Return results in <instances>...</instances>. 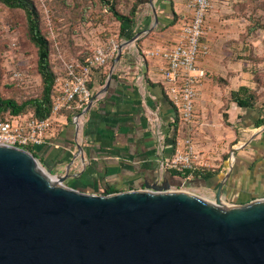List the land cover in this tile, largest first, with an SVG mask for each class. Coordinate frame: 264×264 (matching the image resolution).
<instances>
[{"label":"crops","instance_id":"1","mask_svg":"<svg viewBox=\"0 0 264 264\" xmlns=\"http://www.w3.org/2000/svg\"><path fill=\"white\" fill-rule=\"evenodd\" d=\"M169 2L176 20L164 27L172 14L162 5ZM152 10L142 18L139 36L128 33L119 59L116 54L107 65L92 70V100L78 125L62 112L52 143L35 147L37 159L55 174L64 173L70 162L74 176L64 183L86 192L139 188L145 181L167 180L173 186L181 181L170 175L164 161L171 155V128L177 123L176 133L193 138L198 162L186 183L205 189L211 199L223 183L222 198L231 203L264 197V122L256 126L264 117V102L238 106L231 94L247 84L244 73L219 83L216 73L227 72L230 64L213 63L199 54L197 66L206 75L197 85L193 120L176 122V110L161 85L162 61L145 51L173 44L190 10L187 0H155ZM160 136L165 138L163 150ZM206 172L212 175H194Z\"/></svg>","mask_w":264,"mask_h":264},{"label":"water","instance_id":"2","mask_svg":"<svg viewBox=\"0 0 264 264\" xmlns=\"http://www.w3.org/2000/svg\"><path fill=\"white\" fill-rule=\"evenodd\" d=\"M70 166L52 175L0 143V264H264V197L226 202L219 183L207 199L167 180L86 192L64 183Z\"/></svg>","mask_w":264,"mask_h":264},{"label":"rangeland","instance_id":"3","mask_svg":"<svg viewBox=\"0 0 264 264\" xmlns=\"http://www.w3.org/2000/svg\"><path fill=\"white\" fill-rule=\"evenodd\" d=\"M31 1L37 10L40 30L48 40L49 65L60 75L65 61L82 62L94 46L106 45L111 40L120 46L128 39V33L142 30V18L153 14L155 0H108L121 14L127 15L133 6L137 9L133 23L123 35L119 33V21L100 0ZM200 43V55L213 63L231 66L223 74L216 73L219 83H226L233 75L243 72L242 79L247 82L243 86L256 101L264 102V0H211ZM13 70L19 73L17 78ZM41 90L37 48L30 40L25 12L0 2V94L21 103L40 97ZM177 179L181 182L171 185L172 189L211 199L205 189Z\"/></svg>","mask_w":264,"mask_h":264},{"label":"built area","instance_id":"4","mask_svg":"<svg viewBox=\"0 0 264 264\" xmlns=\"http://www.w3.org/2000/svg\"><path fill=\"white\" fill-rule=\"evenodd\" d=\"M210 7L211 0H187L190 16L181 26L177 40L171 45H158L145 51L146 56L162 61L161 85L181 123L193 120L197 85L206 75L205 70L197 66V60L202 47L200 38ZM119 47L111 40L106 45L94 46L91 54L82 62L65 61L62 74L57 75L54 81L50 114L44 118H37L31 112H6L0 115V143H8L28 152L27 148L34 151L37 146L51 144L57 117L64 109L73 110L72 121L78 125L80 115L92 100L91 87L88 85L92 70L107 65L117 54ZM13 73L17 78L19 73L16 70ZM164 140L161 136L158 139L160 150L164 149ZM171 145L172 152L164 161L165 168L180 172H191L198 168L191 136L176 135L171 139Z\"/></svg>","mask_w":264,"mask_h":264},{"label":"trees","instance_id":"5","mask_svg":"<svg viewBox=\"0 0 264 264\" xmlns=\"http://www.w3.org/2000/svg\"><path fill=\"white\" fill-rule=\"evenodd\" d=\"M103 3H106L108 10L119 21V33L125 34L127 32V26L133 23L137 9L135 6L131 8L129 13L121 14L119 13L108 0H100ZM1 3L10 7V8H19L24 10L26 15V26L29 33L30 40L33 42L37 48V70L41 76L42 81V90L41 95L38 98H33L25 100L21 103H17L12 98H4L0 94V115H4L6 112L11 113H27L31 112L37 118H44L50 114L52 106V98L54 93V81L57 76L56 72L54 73L49 65V50H48V40L42 34L38 19H37V10L31 0H0ZM162 9L165 12H170L172 14L171 19L167 22L165 26L173 23L176 19L174 10L171 2L165 3L162 5ZM159 27V26H158ZM160 28H163L161 26ZM90 86V81L88 82ZM232 100L240 107H253L257 102L253 95L250 94V90L245 86H240L237 91L231 94ZM27 105L31 106V109H25ZM67 115H71L73 110L64 109L62 110ZM177 119V115H176ZM178 119L176 120V122ZM264 122V117L258 119L256 126L261 125ZM178 127L177 123H173L171 128V139L173 140L176 136V128ZM36 158V153L30 148H27ZM170 175L185 179L190 174V170H185L183 172L177 171L175 169H167ZM195 176H201L202 178L210 177L212 174L209 172L198 174L195 173ZM180 182H176L174 185H178ZM116 190L112 187L105 190L106 193L115 192Z\"/></svg>","mask_w":264,"mask_h":264}]
</instances>
